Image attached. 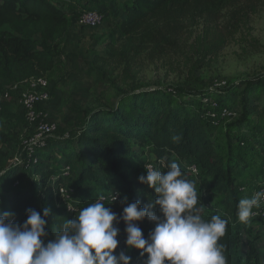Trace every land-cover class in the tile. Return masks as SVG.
Segmentation results:
<instances>
[{"label":"rangeland","instance_id":"1","mask_svg":"<svg viewBox=\"0 0 264 264\" xmlns=\"http://www.w3.org/2000/svg\"><path fill=\"white\" fill-rule=\"evenodd\" d=\"M57 2L67 10L72 21L69 42L58 46L55 51L58 58H61V53L67 55V63L63 68L67 69L68 74L65 73L62 77L59 75L61 83L57 89L58 93L52 92V101L45 108L49 119L58 125L57 131L49 138L48 149L37 151L40 157L36 164L40 165L43 161L45 166L34 170L35 164L27 169L17 162L22 161L24 166L30 164L34 155H30L26 150V141L31 138L34 129L25 120L19 91H10V97L3 102L0 113V176L12 165L24 170L25 176L10 177L19 182V189L30 188L39 195L41 184L37 173L41 174L45 168H49L52 171L50 175H54L62 168L58 162L59 158H62L59 149H64L63 144L66 141L75 140V136L83 127L88 110L104 103L110 105L126 93L159 91L166 94L175 104L194 101L195 108L199 104L197 96L200 97L201 92L207 89L219 90L220 87L233 84L242 86L246 82L257 80L264 94V0H243L234 4L224 9L219 20L213 23L201 16L190 18L186 21L183 31L178 34L177 41L171 45L167 44L164 52L160 51V55H157L159 52H154L153 56L145 53L142 58L134 60L135 64L132 62L129 66L115 61L108 46L110 43L118 48L124 38L119 29L117 0L111 2L112 7L103 0L90 7L107 6L104 8L108 14L107 18L95 32L80 26L73 15L75 9H90L84 4V0ZM12 14L0 0L1 32L9 29L6 22ZM102 58L107 60L105 65ZM60 67L59 63L58 68ZM240 98V94L232 93L227 97V103L235 109L240 106ZM209 110L210 107H207L201 116L208 121L210 135L219 155L229 166L232 181L225 182L230 191V198H227L229 203H226L221 194L212 193L210 177L206 172H190L189 176L195 181L198 193L207 200L206 209L201 210V214L206 219H210L212 215L228 219L239 232L241 252L245 253L249 243H252L257 253L256 262L264 264V217L251 219L250 223L244 224L237 216L239 200L248 197L241 187L250 188L256 182H264V116L254 114L242 124L237 123V112L233 116L222 117L220 110H215L218 114L215 123L213 117L208 114ZM240 111L239 109V114ZM66 117L67 119L63 120ZM131 145L137 150L139 157L128 170V179L138 182L141 174L146 175V162H154L155 156L146 152L147 148L138 145L136 141H132ZM48 154H52L53 158L48 160ZM138 160L143 162L138 163ZM46 161H49L52 167L47 166ZM73 165L75 172L76 164ZM67 182L69 189H74L73 196L75 189L83 187L77 177L73 180L69 178ZM9 184L11 181L4 183L0 179V196L4 195L3 192ZM83 184L87 187L84 190L86 195L92 194L89 187L94 194L106 189V184L101 179L91 184ZM124 196L128 197L129 203L132 202L130 195L124 193L120 201L113 206L119 214H122L125 206L122 204ZM154 198L147 196L145 204ZM49 208L51 214L46 218L49 236L45 238V243L54 239L52 226L59 227L66 219H73L75 214H78L66 210V205ZM2 210L5 209L0 206V211ZM5 211L13 213L9 209ZM137 223L145 238L155 227V223L146 218ZM116 226L125 232V223L120 221ZM117 239L120 241L116 250L118 255L127 246L126 234L119 233Z\"/></svg>","mask_w":264,"mask_h":264},{"label":"trees","instance_id":"2","mask_svg":"<svg viewBox=\"0 0 264 264\" xmlns=\"http://www.w3.org/2000/svg\"><path fill=\"white\" fill-rule=\"evenodd\" d=\"M1 1L13 14L6 22L9 29L0 31V93L14 84L23 83L34 76H45L53 70L56 65L55 51L68 33L72 21L67 10L57 0ZM100 1L84 0V4L90 8ZM103 1L112 7L111 2L114 0ZM117 1L119 29L124 38L118 48L110 43L108 46L115 61L129 66L145 53L153 56L154 52H159L157 55H160V51L164 52L167 44L171 45L177 41L178 34L183 31L188 19L201 16L209 22H216L224 9L243 0ZM106 7L90 9L106 12L104 9ZM90 9H75L73 15L76 21L84 10ZM105 59L102 58L103 65L107 63ZM201 93L200 97L197 96L199 104L196 108L193 107L194 101L175 104L166 94L159 91L126 93L110 105L104 103L91 108L84 119L83 127L75 136L74 141L77 145H72V141H66L63 144L64 149H59L62 158L65 159L61 161L60 158L58 162L62 168L63 164L69 163L72 166V174L68 178L62 176L61 168L54 175H50L52 171L45 168L41 174L37 173L41 184L37 195L30 188L19 189V184L15 185L16 180L10 177H23L25 172L17 166H9L0 176L4 183L11 181L1 196L0 206L5 210H11L16 216V221L20 223L27 219L29 208L43 215V207L64 206L66 200L60 193V187L68 186L67 180L69 178L73 180L75 172L77 174L75 178L81 181L83 187L75 189L74 196L73 189L71 201L79 208L93 202L101 194L110 195L114 191H119L121 197L124 193L129 194L132 202L140 200L141 204H145L146 197H155V193L140 181L128 179V170L139 157L137 150L131 145L132 141L146 147V152L153 154L155 161L163 159L165 164L177 162L189 179H191L189 166L196 164L199 171L206 172L210 177L212 193L221 194L226 203H229L227 198H230V191L225 184L226 180L232 181L229 166L214 145L207 126L208 121L201 116L210 106V102L205 100H217L220 106L230 107L227 97L232 93L240 94V106L235 107V111L238 113L237 123L244 124L254 114L264 116L263 88L260 87L259 81L254 80L242 86L233 84L229 87H220L219 90L207 89ZM173 134L182 135L179 143L172 142ZM52 156L48 154L46 157L50 160ZM66 158L76 159L75 172L74 163H70ZM42 162L40 165L35 164L34 170L39 166L43 167ZM46 162L49 166L50 162ZM157 165L160 171H166L160 162ZM97 179L105 182V191L99 190L94 194L89 187L92 194L87 196L84 191L87 187H84L83 183L91 184ZM199 197L198 206L205 210L207 200L202 194H199ZM114 205L116 204L110 205V208L117 213ZM120 233L126 234L122 230ZM221 242L226 245L228 264H258L257 253L252 243H249L245 253L241 252L239 232L230 223ZM123 251L132 257L134 264H143L147 258V254L144 257L140 256L139 249H128L126 246Z\"/></svg>","mask_w":264,"mask_h":264},{"label":"clouds","instance_id":"3","mask_svg":"<svg viewBox=\"0 0 264 264\" xmlns=\"http://www.w3.org/2000/svg\"><path fill=\"white\" fill-rule=\"evenodd\" d=\"M181 134H173V143H179ZM160 165L166 171L146 165V175L141 183L154 190L155 198L142 206L140 200H122V214L108 205L117 194L110 193L111 202L105 204V196L82 207L73 219H66L59 227L52 226L54 239L49 236L47 220L49 207H43V215L35 209H27L23 223L13 222L14 213L0 211V264H132V257L121 250L117 239L122 220L127 234L128 249H139L147 258L143 264H228L226 245L221 239L226 235L228 219L212 215L206 219L201 214L199 193L194 180L182 171L175 161ZM62 193V192H61ZM264 202V191L241 198L237 216L241 223H250ZM68 209L74 211L68 204ZM158 210V211H157ZM147 219L155 227L145 238L138 221Z\"/></svg>","mask_w":264,"mask_h":264},{"label":"built area","instance_id":"4","mask_svg":"<svg viewBox=\"0 0 264 264\" xmlns=\"http://www.w3.org/2000/svg\"><path fill=\"white\" fill-rule=\"evenodd\" d=\"M106 18V12L97 9H90L84 10L79 16L77 22L80 26L86 28H96L101 26L105 22ZM11 90H17L20 92L21 105L25 120L27 124L34 129L31 138L26 141L27 143L25 142L27 152L30 155L34 154L31 159L32 161L29 162L30 164H25V166L21 163L22 161H17L19 165L29 169L33 164H36L38 162V159L40 157V155H37L35 153H37V151L39 150H45L48 147L50 136L53 135L58 129L57 123L49 119V115L45 110V108L48 106L49 102H51L53 98L52 83L48 75L34 76L24 81L23 83H17L11 86L10 88H7L5 91L0 93V113L2 111L3 102L5 100H8V98L10 97ZM205 101L210 102V110L208 114L213 117V121H215V123L218 118V114L215 110H220L219 114L222 117L233 116L236 112L233 108L227 106H220L217 100L206 99ZM159 162L160 160L155 161L153 163H147L146 165H148L149 167H153L156 170H159L157 165ZM62 169V176L68 178L71 175L72 166L69 163H65L63 164ZM189 170L194 173H198L199 171L198 166L196 164L189 166ZM18 184L19 182L15 181V185ZM241 190L244 191L248 197H251L256 192L264 191V182H256V184H253L250 188L242 186ZM60 193L65 197L66 207L69 204L74 210L70 211L67 207L68 211L71 213H78L81 208H79L71 201L73 197V189H69L67 185H64L60 187ZM113 193L117 194L118 198L110 204L111 206L113 204L118 203L121 199V193L119 191H114ZM104 196L106 198L104 202L107 205L111 202L110 195ZM95 200L96 199H94L93 201ZM1 202L2 197L0 196V203ZM110 205H108V207H110ZM253 212L256 213V215H254L252 218L264 217V202H262L260 209H253ZM11 219L13 220V222L16 221L15 216H13Z\"/></svg>","mask_w":264,"mask_h":264},{"label":"crops","instance_id":"5","mask_svg":"<svg viewBox=\"0 0 264 264\" xmlns=\"http://www.w3.org/2000/svg\"><path fill=\"white\" fill-rule=\"evenodd\" d=\"M100 27V26H99ZM99 27H96V28H87L89 31H92V32H95V31H97V29L99 28ZM69 31H68V33L66 34V36L63 38V40L61 41V43H60V45H62L63 43H67V42H69V39H70V36H69ZM61 58H58V57H56V65H55V67H54V69L53 70H51L47 75L50 77V80H51V83H52V92H54V93H58V91H57V89L59 88V84L61 83V82H59V75L61 74V77L63 76V74H65V75H67L68 74V71H67V69H64L63 67H65V65H66V63H67V55H64V54H62L61 53ZM61 61H62V63H61ZM59 63L61 64V67H60V69L58 68L59 67ZM67 67V66H66ZM57 77V78H56ZM60 94H61V91H60ZM54 106H56V104H54ZM57 110H59L58 109V107H57ZM67 115V114H66ZM67 119V117L66 118H63V120H66ZM61 126V125H60ZM72 145H74V146H76L77 145V142H75V141H73V143H72ZM62 157V156H61ZM60 159V158H59ZM63 159H65V157L64 158H61V161H64ZM70 163H74L75 161H76V159H70V158H66ZM60 161V160H59ZM77 167L75 166V169H76ZM73 178H75V173H73Z\"/></svg>","mask_w":264,"mask_h":264}]
</instances>
